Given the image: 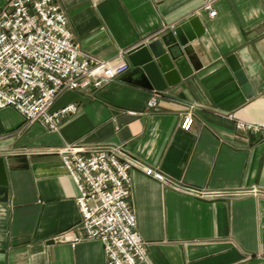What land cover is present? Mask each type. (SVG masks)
<instances>
[{"label":"crops","instance_id":"0c3cea01","mask_svg":"<svg viewBox=\"0 0 264 264\" xmlns=\"http://www.w3.org/2000/svg\"><path fill=\"white\" fill-rule=\"evenodd\" d=\"M82 53L129 69L100 87L64 90L50 111L75 104L57 130L26 125L12 106L0 109V156L7 201H0V264H105L100 240L52 237L78 223V190L51 148L64 143L124 145L144 166L202 191L260 194L196 197L165 187L141 168L130 171L131 207L146 241L140 264H264V0H56ZM3 0H0V7ZM196 15L204 34L192 41L201 67L160 92L157 105L128 60L143 42ZM163 26H167L159 32ZM233 55L251 91L227 57ZM194 120L180 127L183 115Z\"/></svg>","mask_w":264,"mask_h":264},{"label":"built area","instance_id":"2783aa9c","mask_svg":"<svg viewBox=\"0 0 264 264\" xmlns=\"http://www.w3.org/2000/svg\"><path fill=\"white\" fill-rule=\"evenodd\" d=\"M203 9L214 16L212 3ZM167 26H163L162 32ZM172 27V26H171ZM129 69L120 59L110 62L82 53L71 36L67 15L56 0H3L0 7V109L12 106L24 117L26 125L35 121L57 130L59 121L77 111L75 104L51 112L50 106L64 90H77L91 84L100 87ZM160 91L152 90L147 102L154 108ZM190 112L182 116L180 127L193 125ZM238 129L264 132V122H238ZM75 183L76 203L81 219L73 227L52 237L55 242L77 244L100 240L105 264H140L147 261L146 241L137 231L136 215L131 207L130 171L141 168L147 176L179 193L198 197L257 195L256 187L236 191H202L166 178L153 167L132 157L124 145L108 144L85 147L64 143L51 148Z\"/></svg>","mask_w":264,"mask_h":264},{"label":"water","instance_id":"95a60500","mask_svg":"<svg viewBox=\"0 0 264 264\" xmlns=\"http://www.w3.org/2000/svg\"><path fill=\"white\" fill-rule=\"evenodd\" d=\"M204 33L200 18L192 15L163 32L161 36L134 46L128 52V60L146 88L162 92L201 67L196 61V53L191 44ZM233 58L230 55L227 60L231 61L236 77L249 94L251 89L246 75ZM8 189L5 158L0 156V201H7Z\"/></svg>","mask_w":264,"mask_h":264}]
</instances>
